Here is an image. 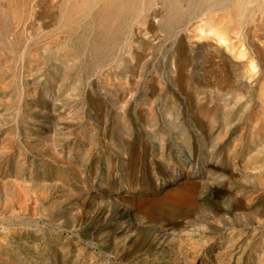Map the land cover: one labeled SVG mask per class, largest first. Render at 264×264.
<instances>
[{
    "label": "rangeland",
    "instance_id": "rangeland-1",
    "mask_svg": "<svg viewBox=\"0 0 264 264\" xmlns=\"http://www.w3.org/2000/svg\"><path fill=\"white\" fill-rule=\"evenodd\" d=\"M176 5L0 0V264H264V0Z\"/></svg>",
    "mask_w": 264,
    "mask_h": 264
},
{
    "label": "bare ground",
    "instance_id": "bare-ground-1",
    "mask_svg": "<svg viewBox=\"0 0 264 264\" xmlns=\"http://www.w3.org/2000/svg\"><path fill=\"white\" fill-rule=\"evenodd\" d=\"M163 1H165L166 4H168V5H172L173 6L172 8L177 9L176 8L177 0H163ZM224 1L225 0H201V3H203L205 5L208 4L207 6H211V7L215 6L218 9L219 6H221L224 3ZM167 2H169V3H167ZM197 2H199V0H197V1L196 0H188L189 6H193ZM206 9H208V8L201 9L199 14L200 13L204 14L205 13L204 10H206ZM224 9H226V7ZM259 10L262 13L261 15H264V5H260ZM201 20L203 21V18H201ZM243 24H245V22ZM232 28H233V30L234 29H237V30L240 29V27L238 25H236V26H234ZM196 30L200 34L204 33L206 31L205 25L203 23H199L197 25V27H196ZM208 31H213L215 34L222 35L220 30L217 27L213 26V25H209ZM240 54H245V52H243L242 49H241L240 50ZM226 86H228V84H226ZM262 88H263L262 94L264 95V83L262 85ZM188 173H189V171H187V170H175V171L171 172L170 174H168L167 176H164L163 178H160L158 180V182H157V188L163 187V188L166 189V191L161 197H159V200H161L162 202H169V203H173V204H182L183 201H184V197L186 196V193L184 192V190L180 189L177 186V183L179 181H181V179H184V177H187Z\"/></svg>",
    "mask_w": 264,
    "mask_h": 264
}]
</instances>
